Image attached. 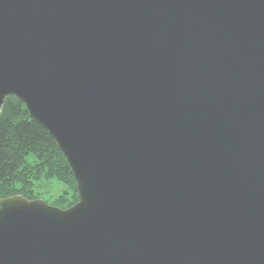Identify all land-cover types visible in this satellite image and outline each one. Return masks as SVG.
<instances>
[{"label":"water","instance_id":"95a60500","mask_svg":"<svg viewBox=\"0 0 264 264\" xmlns=\"http://www.w3.org/2000/svg\"><path fill=\"white\" fill-rule=\"evenodd\" d=\"M14 95L79 201L0 199V264H264V0H0Z\"/></svg>","mask_w":264,"mask_h":264},{"label":"trees","instance_id":"16d2710c","mask_svg":"<svg viewBox=\"0 0 264 264\" xmlns=\"http://www.w3.org/2000/svg\"><path fill=\"white\" fill-rule=\"evenodd\" d=\"M57 180L64 189L50 204L68 208L79 201L76 179L51 133L28 113L16 95L0 111V199L21 194L43 198L44 181Z\"/></svg>","mask_w":264,"mask_h":264},{"label":"rangeland","instance_id":"374dc122","mask_svg":"<svg viewBox=\"0 0 264 264\" xmlns=\"http://www.w3.org/2000/svg\"><path fill=\"white\" fill-rule=\"evenodd\" d=\"M41 188L43 190V198L50 200L61 194L65 187L61 182L59 183L57 180L52 179L48 182L44 181Z\"/></svg>","mask_w":264,"mask_h":264}]
</instances>
